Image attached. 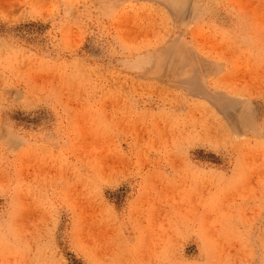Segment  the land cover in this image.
I'll return each instance as SVG.
<instances>
[{"label": "rangeland", "instance_id": "rangeland-1", "mask_svg": "<svg viewBox=\"0 0 264 264\" xmlns=\"http://www.w3.org/2000/svg\"><path fill=\"white\" fill-rule=\"evenodd\" d=\"M0 264H264V0H0Z\"/></svg>", "mask_w": 264, "mask_h": 264}, {"label": "bare ground", "instance_id": "bare-ground-1", "mask_svg": "<svg viewBox=\"0 0 264 264\" xmlns=\"http://www.w3.org/2000/svg\"><path fill=\"white\" fill-rule=\"evenodd\" d=\"M180 4V3H179ZM171 8V7H170ZM150 13V12H149ZM172 17V16H171ZM176 17V16H175Z\"/></svg>", "mask_w": 264, "mask_h": 264}]
</instances>
